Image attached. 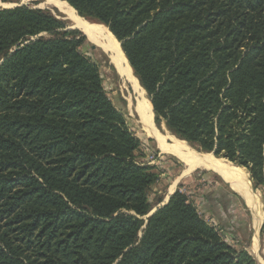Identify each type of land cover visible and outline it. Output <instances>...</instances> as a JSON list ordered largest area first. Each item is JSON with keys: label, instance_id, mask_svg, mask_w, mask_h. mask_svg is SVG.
Masks as SVG:
<instances>
[{"label": "trees", "instance_id": "1", "mask_svg": "<svg viewBox=\"0 0 264 264\" xmlns=\"http://www.w3.org/2000/svg\"><path fill=\"white\" fill-rule=\"evenodd\" d=\"M66 1L120 42L157 126L264 186V0ZM83 40L0 7V264H255L179 189L144 219L157 174Z\"/></svg>", "mask_w": 264, "mask_h": 264}, {"label": "rangeland", "instance_id": "2", "mask_svg": "<svg viewBox=\"0 0 264 264\" xmlns=\"http://www.w3.org/2000/svg\"><path fill=\"white\" fill-rule=\"evenodd\" d=\"M52 1L0 0V7L26 5L46 10L61 20L65 29L76 30L82 34L84 40L79 48L80 52L98 65L105 94L114 107L122 113L131 132L139 138V149L135 152L138 161L152 166L153 172L157 174V178L148 191L150 203L148 213H151L155 209L157 210L158 207L163 205L171 192L179 189L186 193L188 198L195 204L201 216L218 229L220 235L227 243L237 248L242 247L246 249L255 260V264H264V231L260 232L264 223V215L260 221L259 228L255 231V225H253L254 215L245 199L237 192L232 191L228 183L221 176L204 168L193 169L187 175H184V165L173 153L180 150L203 151L199 150L195 145L180 140L166 128L164 123L157 126L154 118L152 119L154 124L148 125L142 112V104L148 102L150 106L149 98L144 90V92H141V86L139 87L140 84L138 85L139 82H137L136 76H134L127 66L125 56L123 69L113 61L115 48L111 46L110 42L105 41L107 35L111 34V32L101 23L79 15L76 9L66 0H62L74 10L77 16L97 28L96 32L101 34L100 36H97V34L90 35L73 22L70 12L64 10L59 4H54ZM116 41L117 43L119 42L118 40ZM118 45L121 48L120 42ZM209 154L215 156L212 152ZM215 157L228 161L223 157ZM228 162L233 164L231 161ZM233 165L238 166L235 163ZM240 168L247 176L246 179L250 185L249 189L254 194V206L256 210L263 212L264 186L254 189L247 169L242 166ZM212 204L214 205L212 206ZM210 208L213 209L215 214ZM147 214L144 216V219H146ZM255 232L258 233V254H255L252 250V239Z\"/></svg>", "mask_w": 264, "mask_h": 264}, {"label": "bare ground", "instance_id": "3", "mask_svg": "<svg viewBox=\"0 0 264 264\" xmlns=\"http://www.w3.org/2000/svg\"><path fill=\"white\" fill-rule=\"evenodd\" d=\"M52 2H54V4L56 3V5L59 4L64 10L70 12L71 19L81 29H83L84 31H86L90 35H94V34H97V36L101 35V34L96 32L97 28L91 26L85 20H83L82 18L77 16L75 14L74 10L66 2H64L62 0H53ZM105 41L110 42L111 46L115 48L114 52H113V61L118 66H120L121 69H123L124 53L122 52L121 48L118 45L119 42L117 43L116 39L110 33H109V35H107V38ZM142 106H143L142 112L145 116V119L148 122V125L149 124L153 125L154 124L153 120H152L153 114H152L151 108L149 106V103L145 102L142 104ZM169 145H167V146H169ZM173 154L183 163L184 168H185L183 170L184 175L185 174L187 175V173H189L193 169L204 168L207 170H211L212 172H215L216 174L221 176L226 182H228L230 188H232V190H234L235 192L240 194L245 199V201L247 202L249 208L251 209V211L254 215V224L253 225H255L256 229L258 228V226L260 225V221L264 215V212H259L256 210V208L254 206V194L249 189L250 185L247 182V179H246L247 176L244 174L243 170L240 167L233 165L234 163L231 164L230 162H228L224 159L222 160V159L216 158L212 154L204 153V152L180 150L179 152H176ZM255 239H257V238H255ZM257 247H258L257 241L255 240L253 245H252V250H253V252H255V254H258L257 253Z\"/></svg>", "mask_w": 264, "mask_h": 264}, {"label": "water", "instance_id": "4", "mask_svg": "<svg viewBox=\"0 0 264 264\" xmlns=\"http://www.w3.org/2000/svg\"><path fill=\"white\" fill-rule=\"evenodd\" d=\"M101 24H102V23H101ZM102 25L105 26L104 24H102ZM105 27L108 29L107 26H105ZM108 30H109V29H108ZM181 140H182V139H181ZM227 183H228V182H227ZM228 185H229V184H228ZM251 188H252V187H251ZM231 190H232V188H231ZM232 191H234V190H232ZM234 192H235V191H234ZM172 193H173V192H171V194H172ZM171 194H170V195H171ZM170 195L167 197V199L165 200V202L163 203V205L166 204V203L168 202V199H169ZM246 203H247V202H246ZM155 210H156V209H155ZM155 210H154V211H155ZM154 211H152L151 213H148L147 216L151 215Z\"/></svg>", "mask_w": 264, "mask_h": 264}, {"label": "crops", "instance_id": "5", "mask_svg": "<svg viewBox=\"0 0 264 264\" xmlns=\"http://www.w3.org/2000/svg\"><path fill=\"white\" fill-rule=\"evenodd\" d=\"M259 210V209H258ZM264 212V211H263ZM260 226V225H259ZM259 226H258V228H259ZM257 228V229H258ZM257 229L255 228V231H257ZM258 235V233L257 232H255V234H254V236H253V243H254V241L256 240L257 241V239H255V238H257L256 236ZM253 243H252V245H253ZM257 246H258V241H257ZM257 253H258V247H257Z\"/></svg>", "mask_w": 264, "mask_h": 264}]
</instances>
